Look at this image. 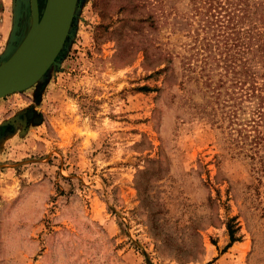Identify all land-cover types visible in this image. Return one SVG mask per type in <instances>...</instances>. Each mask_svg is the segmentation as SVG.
Here are the masks:
<instances>
[{"label":"rangeland","instance_id":"obj_1","mask_svg":"<svg viewBox=\"0 0 264 264\" xmlns=\"http://www.w3.org/2000/svg\"><path fill=\"white\" fill-rule=\"evenodd\" d=\"M124 3L76 0L55 63L0 97V264H264V151L210 121L182 32L142 25L143 58ZM29 21L0 0V60Z\"/></svg>","mask_w":264,"mask_h":264},{"label":"trees","instance_id":"obj_2","mask_svg":"<svg viewBox=\"0 0 264 264\" xmlns=\"http://www.w3.org/2000/svg\"><path fill=\"white\" fill-rule=\"evenodd\" d=\"M125 1L119 9L131 16L126 21L134 34H141L144 24L151 28L169 24L170 31L182 32L188 51L182 56V69H193L196 65L190 64L198 61L199 72L205 73L201 76L212 99L208 118L218 127L225 121L228 145L237 149L234 153L260 159L264 151V0ZM150 40L143 43L142 34L137 39L144 59L149 57ZM213 70L216 75H210ZM225 227L229 241L237 240L235 227L231 223Z\"/></svg>","mask_w":264,"mask_h":264},{"label":"water","instance_id":"obj_3","mask_svg":"<svg viewBox=\"0 0 264 264\" xmlns=\"http://www.w3.org/2000/svg\"><path fill=\"white\" fill-rule=\"evenodd\" d=\"M75 5L76 0H44L39 11L36 0H29V25L0 60V97L29 87L55 63Z\"/></svg>","mask_w":264,"mask_h":264},{"label":"flooded vegetation","instance_id":"obj_4","mask_svg":"<svg viewBox=\"0 0 264 264\" xmlns=\"http://www.w3.org/2000/svg\"><path fill=\"white\" fill-rule=\"evenodd\" d=\"M36 3H37V0H36ZM37 9H39L38 4H37Z\"/></svg>","mask_w":264,"mask_h":264}]
</instances>
